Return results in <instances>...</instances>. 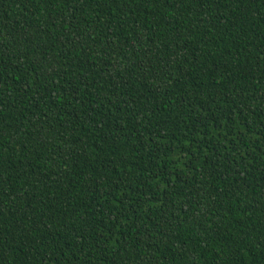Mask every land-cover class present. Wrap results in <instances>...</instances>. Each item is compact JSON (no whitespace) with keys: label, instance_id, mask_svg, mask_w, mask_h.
<instances>
[{"label":"trees","instance_id":"trees-1","mask_svg":"<svg viewBox=\"0 0 264 264\" xmlns=\"http://www.w3.org/2000/svg\"><path fill=\"white\" fill-rule=\"evenodd\" d=\"M0 264H264V0H0Z\"/></svg>","mask_w":264,"mask_h":264}]
</instances>
